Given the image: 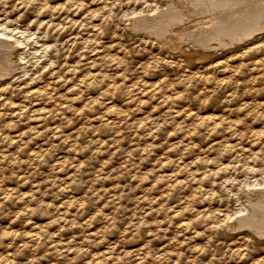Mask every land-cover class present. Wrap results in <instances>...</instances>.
Returning a JSON list of instances; mask_svg holds the SVG:
<instances>
[{
	"label": "rangeland",
	"instance_id": "obj_1",
	"mask_svg": "<svg viewBox=\"0 0 264 264\" xmlns=\"http://www.w3.org/2000/svg\"><path fill=\"white\" fill-rule=\"evenodd\" d=\"M177 1L0 0V264H264V0Z\"/></svg>",
	"mask_w": 264,
	"mask_h": 264
},
{
	"label": "bare ground",
	"instance_id": "obj_2",
	"mask_svg": "<svg viewBox=\"0 0 264 264\" xmlns=\"http://www.w3.org/2000/svg\"><path fill=\"white\" fill-rule=\"evenodd\" d=\"M176 1H177V0H176ZM214 1H215V0H214ZM177 2H179V3L181 4V3L183 2V0H178ZM230 2H231V0H230ZM187 3H188V2H187ZM197 3H198V2H197ZM219 3H220V2H219ZM183 4H185V3H183ZM200 4H201V3H200ZM220 4H221V3H220ZM231 4H232V3H231ZM190 5H191V4H190ZM202 5H203V4H202ZM226 5H227V4H226ZM234 5H235V4H234ZM234 5H233V6H234ZM184 6H185V5H184ZM192 6H193V5H192ZM198 6H199V5H198ZM190 7H191V6H190ZM196 7H197V5H196ZM209 7H211V6H209ZM209 7H208V8H209ZM238 7H239V6H238ZM194 8H195V7H194ZM202 9H203V8H202ZM263 9H264V8H263ZM176 11H177V10H176ZM248 12H249V11H248ZM204 13H205V12H204ZM211 13H212V12H211ZM227 13H228V12H227ZM206 14H207V13H206ZM214 14H215V13H214ZM237 14H238V13H237ZM253 14H254V13H253ZM259 15H260V14H259ZM212 17H213V16H212ZM204 18H205V17H204ZM206 18H208V17H206ZM206 18H205V19H206ZM178 19H180V18H178ZM212 19H213V18H212ZM181 20H182V19H181ZM187 20H188V19H187ZM203 20H204V19H203ZM203 20H202V21H203ZM208 20H209V19H208ZM242 20H243V19H242ZM210 21H211V19H210ZM251 21H252V20H251ZM254 21H255V20H254ZM260 21H261V20H260ZM260 21H259V24H260ZM203 22H204V21H203ZM203 22H202V23H203ZM207 22H208V21H207ZM237 22H238V21H237ZM237 22H236V23H237ZM239 22H240V21H239ZM255 22H257V21H255ZM255 22H254V23H255ZM214 23H215V20H214ZM216 23H217V22H216ZM222 23H223V22H222ZM226 23H227V22H226ZM228 23H229V22H228ZM228 23H227V24H228ZM245 23H246V22H245ZM205 24L207 25L208 23H203V24H201L200 26L205 27ZM212 24H213V23H212ZM256 24H257V23H256ZM196 25H197V24H196ZM223 25H224V24H223ZM225 25H226V24H225ZM225 25H224V27H225ZM229 25H230V23H229ZM237 25H238V24H237ZM240 25H242V24L240 23ZM219 26H220V24H219ZM226 26H227V25H226ZM248 26H249V25H248ZM253 26H254V25H253ZM257 26H258V25H257ZM193 27H194V26H193ZM206 27H207V26H206ZM211 27H212V26H211ZM214 27H215V26H214ZM221 27H222V26H221ZM221 27H220V28H221ZM262 27H263V26H262ZM207 28H208V27H207ZM220 28H218V29H220ZM226 28H227V27H226ZM228 28H229V27H228ZM228 28H227V29H228ZM240 28H241V26H240ZM255 28H256V27H255ZM148 29H149V28H148ZM177 29H178V28H177ZM194 29H195V28H194ZM213 29H214V28H213ZM215 29H216V28H215ZM223 29H224V28H223ZM174 30H175V29H174ZM208 30H209V29H208ZM232 30H233V29H232ZM259 30H260V29H259ZM178 31H179V30H178ZM210 31H212V30H210ZM215 31H216V30H215ZM246 32H247V30H246ZM248 32H250V31H248ZM175 33H176V32H175ZM211 33H212V32H211ZM181 34H182V33H181ZM217 34H218V33H217ZM245 37H246V36H245ZM179 38H181V37H179ZM226 38H227V37H226ZM229 38H230V37H229ZM207 41H208V40H207ZM207 41H206V42H207ZM210 41H211V40H210ZM2 60H3V59H2ZM10 60H11V59H10ZM8 70H9V69H8ZM3 73H4V72H3ZM259 202H261V201H259ZM263 202H264V201H263ZM259 207H260V206H259ZM257 210H258V209H257ZM260 210H261V209H260ZM251 212H252V211H251ZM253 213H254V212H253ZM259 214H260V213H259ZM254 217H255V216H254ZM256 223H257V222H256ZM251 225H255V224H252V223H251ZM257 225H258V224H257ZM257 225H256V226H257ZM250 228H251V227H250ZM256 229H258V228H256ZM260 233H261V232H260Z\"/></svg>",
	"mask_w": 264,
	"mask_h": 264
}]
</instances>
